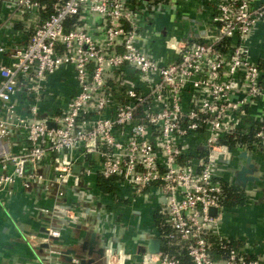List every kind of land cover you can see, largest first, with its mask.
<instances>
[{
	"label": "built area",
	"instance_id": "obj_1",
	"mask_svg": "<svg viewBox=\"0 0 264 264\" xmlns=\"http://www.w3.org/2000/svg\"><path fill=\"white\" fill-rule=\"evenodd\" d=\"M2 1L14 35L0 44V206L17 187L53 200L30 210L48 230L31 246L80 223L67 191L102 177L115 189H94L93 204L108 221L150 206L142 245L157 236L179 250L117 252L108 235L106 264H264L223 233L222 203L237 155L264 157V0H204L212 27L198 41L162 39L156 20L178 13L175 0ZM66 71L57 90L51 77ZM43 251L42 264H64L59 250Z\"/></svg>",
	"mask_w": 264,
	"mask_h": 264
},
{
	"label": "crops",
	"instance_id": "obj_2",
	"mask_svg": "<svg viewBox=\"0 0 264 264\" xmlns=\"http://www.w3.org/2000/svg\"><path fill=\"white\" fill-rule=\"evenodd\" d=\"M175 5L178 8L176 15L158 16L156 20L157 28L163 34L162 39L167 35H175L182 39L202 40L212 27L210 22L212 11L209 5L204 0H175ZM7 13L4 2L0 0V44L6 41L7 35H14L10 31H4L2 26V20L6 18ZM162 39L155 40L152 46L162 47ZM0 59L4 63L9 61L3 54L0 55ZM68 72L51 77L54 88L61 89L62 85L59 83L61 78L66 84L69 83L71 76L67 75ZM41 171L45 176L50 178L53 176L52 169L48 165ZM90 183L91 181L81 185L79 189L82 194L76 195V190L67 191V201L76 202L81 212L85 213V217L81 218L80 223L62 231L58 241L59 247L76 248L81 240L88 238L90 231L100 229V247L106 245L105 237L111 235L115 248L121 246L127 252L138 254L137 250L143 246V242L136 238L137 234L150 228L154 219L150 206L143 204L134 206L143 212L142 225L138 229L135 227L136 218L129 208L125 210L124 218L118 214L120 210L116 209L114 219L108 221L105 212L94 207L93 203H98L97 197H94L97 193L94 191L95 184L92 182L94 185L91 190ZM14 192L12 197L5 198V206H0V264H42L44 251L41 252L31 246L30 236H41L44 219L32 217L30 210L32 207L50 206L53 200L46 198L47 195L40 186L33 187L29 191L17 187ZM246 194L248 204L232 209L228 213L223 225V233L249 243V251L253 254H264V204L257 203V193L246 191ZM111 227L116 228L115 232L111 231ZM93 264H106V259L97 258ZM126 264L135 263L128 261Z\"/></svg>",
	"mask_w": 264,
	"mask_h": 264
},
{
	"label": "water",
	"instance_id": "obj_3",
	"mask_svg": "<svg viewBox=\"0 0 264 264\" xmlns=\"http://www.w3.org/2000/svg\"><path fill=\"white\" fill-rule=\"evenodd\" d=\"M49 126H52L49 123ZM237 167L231 171V177L234 185L243 188L245 191H252L258 195V204H264V159L261 153H253L249 151H242L238 155ZM30 169V164L25 165V172L27 173ZM73 171L80 174V165H75ZM76 204V202H74ZM210 214L213 216L217 215L216 209H210ZM41 235L47 236L48 230L45 228L41 229ZM101 237L100 229L90 231L86 240H81L76 248H63L62 246L57 247L55 242L59 239L49 237L48 243L40 245L39 250H48L50 248L59 250L60 259L64 264H93L97 258L102 259L105 257L106 245L103 247L99 246V239ZM143 235L137 236V239H141ZM146 245L140 246L137 250L138 254L145 252L156 254L160 252L162 247V240L157 236H149L146 239ZM122 247L115 248L118 252ZM42 255L44 253L42 252Z\"/></svg>",
	"mask_w": 264,
	"mask_h": 264
},
{
	"label": "trees",
	"instance_id": "obj_4",
	"mask_svg": "<svg viewBox=\"0 0 264 264\" xmlns=\"http://www.w3.org/2000/svg\"><path fill=\"white\" fill-rule=\"evenodd\" d=\"M114 179H105L102 177H98L96 179V188L104 194H110L114 192ZM223 205L229 210L235 209L237 207H243L248 204L246 191L237 186L232 185L229 188H226V193L222 199ZM157 219V217H155ZM158 221V220H157ZM162 250L168 251L172 255H178L179 250L177 247L169 246L166 240H163Z\"/></svg>",
	"mask_w": 264,
	"mask_h": 264
},
{
	"label": "flooded vegetation",
	"instance_id": "obj_5",
	"mask_svg": "<svg viewBox=\"0 0 264 264\" xmlns=\"http://www.w3.org/2000/svg\"><path fill=\"white\" fill-rule=\"evenodd\" d=\"M142 216H143V212L141 211L140 212V214H139V217L138 216H136L135 218V220H136V224H135V227L138 229L141 225H142ZM143 233H145V231H142V232H140V233H138L139 235H142ZM138 234H137V236H138ZM146 237H148V235H145ZM141 240V239H140Z\"/></svg>",
	"mask_w": 264,
	"mask_h": 264
}]
</instances>
